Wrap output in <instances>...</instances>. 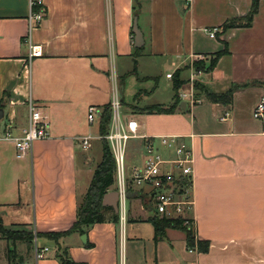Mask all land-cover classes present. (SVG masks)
Returning a JSON list of instances; mask_svg holds the SVG:
<instances>
[{
  "label": "crops",
  "instance_id": "crops-1",
  "mask_svg": "<svg viewBox=\"0 0 264 264\" xmlns=\"http://www.w3.org/2000/svg\"><path fill=\"white\" fill-rule=\"evenodd\" d=\"M30 1L0 0V134L21 136L32 101L47 118L49 137L35 141L23 159L12 142L0 141V264H62V251L70 264H264V119L252 117L264 99V0L248 26L252 0H190L188 6L184 0H40L46 17L31 31ZM232 21L241 24L224 31ZM30 45H40L42 57L29 60ZM224 49L211 71L194 69L196 58L211 61ZM145 57L175 61L165 79L172 84L166 78L172 74L188 87L178 90L171 114H127L130 103L121 100L122 114L137 121L140 136H179L190 145V216L195 238L209 244L206 253H190L177 230L154 242L148 221L157 215L146 186L128 192L123 222L95 224L84 243L78 233L61 235L75 223L93 176L82 184L93 143L84 150L80 139L100 141L102 109L111 110L116 90L124 95L125 78ZM194 85L215 94L233 89L231 105L203 96L192 105L180 100L191 87L195 95ZM173 98L174 92L167 104L135 106L168 107ZM89 107L96 110L92 123ZM134 141L139 146L128 172L145 160V141ZM3 230H28L33 243L6 239ZM35 247L48 249L43 259L36 260Z\"/></svg>",
  "mask_w": 264,
  "mask_h": 264
},
{
  "label": "built area",
  "instance_id": "built-area-1",
  "mask_svg": "<svg viewBox=\"0 0 264 264\" xmlns=\"http://www.w3.org/2000/svg\"><path fill=\"white\" fill-rule=\"evenodd\" d=\"M188 6L190 0H184ZM30 14L28 16L29 30L39 27L45 20L46 11L40 0H31L29 3ZM36 7L41 9L35 10ZM216 30L208 31V36L214 38ZM42 47L40 45L29 46V60L42 57ZM172 74L166 75L167 79H172ZM179 99L188 101L191 105L196 103L195 95L191 87L187 93H180ZM121 105L119 100L114 99L111 103V121L108 133L101 137L107 141L111 154L115 162V187L118 192L119 220L123 222L126 213L127 193L134 188L149 187V198L153 200L154 213L161 217L180 218L185 226L193 227L192 199L188 195L189 191L179 193L177 190V179L185 177L191 183L192 188V164L193 154L189 144L179 136H156L146 137L138 135L139 124L131 118H121ZM228 113L220 117V121H225ZM252 117L256 120L264 119V99H261L255 106ZM96 118V110L89 107L87 120L92 123ZM48 121L42 110L34 102L28 103L27 126L22 130L20 137H13L7 131L0 134V141H10L16 149V157L23 159L32 148L35 141L47 139ZM100 139V137H99ZM145 141V160L139 167H134L130 172H126V151L130 140ZM155 141L161 149L166 152L164 156L157 150ZM81 148H90L91 137L80 139ZM191 220V222H190ZM36 260L43 259L48 252L47 248H34ZM190 253L194 250L188 249Z\"/></svg>",
  "mask_w": 264,
  "mask_h": 264
},
{
  "label": "trees",
  "instance_id": "trees-1",
  "mask_svg": "<svg viewBox=\"0 0 264 264\" xmlns=\"http://www.w3.org/2000/svg\"><path fill=\"white\" fill-rule=\"evenodd\" d=\"M259 0H252V6L249 14L245 17L244 23L245 26L250 25L252 17L257 12V4ZM41 8L36 7L35 10H39ZM240 22H229L222 26V29L225 31L226 29L240 26ZM226 50H222L217 53L214 59H211L210 64L207 67L203 63H194V69L197 72H209L211 71L216 63L217 58L221 55L225 54ZM172 81V89L174 92L173 104L168 107L163 106H149L142 110L144 114H171L174 112L176 107H178V98L177 92L180 90L182 85L184 84L177 76L173 75ZM195 89V99L198 100L200 96H203L204 99L212 104H220L223 106H230L232 102L233 89L228 90L223 94H215L205 90L199 85H194ZM1 109V105H0ZM111 121V110L110 105L105 106L102 109V112L99 117V136L104 137L108 133V128ZM102 156L101 161L96 166L93 176L90 182V185L86 191V194L79 204L76 213V221L73 224L72 228L62 233L61 235H69L72 233H78L80 235H84L87 230L94 226L95 224H100L104 222H113L114 224L119 223V216L116 215L112 208L103 207L102 200L103 197L110 191H112V187L114 185L115 178V162L113 156L110 151V147L105 141L102 139ZM177 190L179 193H185L187 190L189 191L188 195L191 198V183L185 177H181L177 179ZM154 231V242H159L160 240L165 238L166 231L171 230H179L185 236V242L188 249L195 250L198 253H206L209 248V244L206 241H200L195 238L193 227L185 226L184 221L180 218L172 219L164 216H154L148 221ZM191 222V220H190ZM2 236L9 240H17L22 239L26 242V244L30 247L33 243V235L29 232L28 236H20L15 232L2 231ZM60 235V236H61ZM51 236V235H50ZM56 237L57 235H52ZM60 260L62 264H70L68 260L66 251H62L60 255Z\"/></svg>",
  "mask_w": 264,
  "mask_h": 264
},
{
  "label": "rangeland",
  "instance_id": "rangeland-1",
  "mask_svg": "<svg viewBox=\"0 0 264 264\" xmlns=\"http://www.w3.org/2000/svg\"><path fill=\"white\" fill-rule=\"evenodd\" d=\"M174 63L173 61L170 60H159V59L150 60L149 58L146 57L142 58L137 65L136 73L130 75L129 77H126L124 80L125 82L124 95L121 90L119 89L118 91L116 90L117 100H119V102L123 100L125 103H130L128 108L124 112H126L127 114L142 112L139 111L140 108H138V106H135L136 104H138L139 106H142L143 104L147 105L152 103L167 104L173 96V90H172V84L165 79V73L172 69ZM194 63H203L204 65H209L210 59L206 61L205 58H196L192 63L193 67H194ZM147 76L152 78H157V81L155 79H151V80L145 79L146 80L145 81L144 78ZM137 78L140 81L136 82L137 86H135V82L133 81H135ZM187 87L188 85L183 84L181 89H185ZM134 92L138 94L136 101H133V96L135 95ZM141 92H147V93L151 92V93L147 95L145 98H143ZM120 113H121V118H124V114H122V110H120ZM102 139L103 138L100 137V141L96 138L91 141L93 143V148L89 151V154L91 155L93 160L84 169V177L82 182L83 185L89 184L95 167L101 161V156H102L101 145L103 141ZM138 146H139V141H134V140H130V143L127 144L126 162H125L126 172H128V167L130 166L129 162L130 160L133 161V155L135 154V151L138 149ZM115 181L116 179L114 178V185L112 188L115 187ZM126 205H127L126 206V211H127L128 204ZM148 229H149L148 225L141 226L142 234L143 235L148 234L149 231ZM13 232H15L20 236H26V237L29 234L28 230H21V231L13 230ZM19 241L25 242L22 239H19Z\"/></svg>",
  "mask_w": 264,
  "mask_h": 264
},
{
  "label": "water",
  "instance_id": "water-1",
  "mask_svg": "<svg viewBox=\"0 0 264 264\" xmlns=\"http://www.w3.org/2000/svg\"><path fill=\"white\" fill-rule=\"evenodd\" d=\"M133 34L135 35L136 39H139L141 37V34L139 30L137 29L136 19L134 20ZM2 118H3V110L0 109V121L2 120ZM130 197H131V194L127 193V199H129ZM118 200H119L118 192L115 190L110 191L103 197L102 206L112 208L114 213L116 215H119ZM85 240H86V236L83 235L81 237V241L84 243Z\"/></svg>",
  "mask_w": 264,
  "mask_h": 264
}]
</instances>
